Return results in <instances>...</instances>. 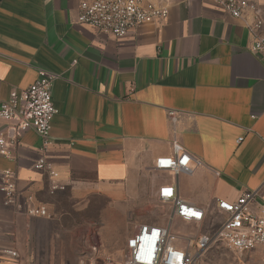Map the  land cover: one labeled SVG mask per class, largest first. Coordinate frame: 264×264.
Instances as JSON below:
<instances>
[{
	"label": "crops",
	"instance_id": "0c3cea01",
	"mask_svg": "<svg viewBox=\"0 0 264 264\" xmlns=\"http://www.w3.org/2000/svg\"><path fill=\"white\" fill-rule=\"evenodd\" d=\"M82 1L0 0V102L45 71L55 76L57 110L45 151L28 130L9 146L10 158L0 156V177L15 173L17 201L43 206L50 216H26L0 193V263L10 264L5 249L18 252L19 264L51 250L61 259L50 245L66 202L91 197L142 206L175 183L182 200L220 223L217 199L256 191L249 208L259 214L264 58L252 53L245 21L212 0H147L166 7L167 17L116 39L78 22ZM249 1L264 20V0ZM12 129L0 121V134ZM173 141L192 157L189 172L176 178L153 170L156 158L172 155ZM42 156L55 178L33 168Z\"/></svg>",
	"mask_w": 264,
	"mask_h": 264
},
{
	"label": "built area",
	"instance_id": "2783aa9c",
	"mask_svg": "<svg viewBox=\"0 0 264 264\" xmlns=\"http://www.w3.org/2000/svg\"><path fill=\"white\" fill-rule=\"evenodd\" d=\"M215 6L235 19L245 21L252 36V53L264 58V20L257 5L249 0H212ZM168 9L147 0H83L79 4L78 22L92 26L116 39H122L135 28L166 18ZM55 76L39 71L34 83L27 89L10 92L6 101L0 102V121L13 125L11 131L0 134V156L10 158L9 146L15 144L23 133L33 130L42 141L41 151L49 144L51 123L57 110L54 107L51 90ZM169 118L174 122L175 114ZM242 139H238L237 143ZM192 157L176 141L172 143V155L155 159L153 170L168 173L176 178L188 173ZM198 164V163H197ZM33 168L47 172L49 177L57 176L52 164L43 156L38 158ZM56 189V187H52ZM0 193L4 204L15 206L29 217H47L43 206L31 202L23 205L19 198L15 173L3 171L0 177ZM257 197V192H246L234 201L216 200V212L222 216L219 228L211 233H199L196 237L180 235L173 231L176 220L183 224L205 223L206 212L196 205L182 200L175 183L158 188L157 200L169 205L170 224H142L126 240L120 264H195L198 258L215 242H222L241 257L243 254L258 255L257 264H264V209L259 214L250 210L249 205ZM95 249V248H94ZM2 255L10 264H19L18 252L5 249ZM240 264L241 261L239 260ZM1 264V263H0ZM104 264H114L105 259Z\"/></svg>",
	"mask_w": 264,
	"mask_h": 264
},
{
	"label": "rangeland",
	"instance_id": "374dc122",
	"mask_svg": "<svg viewBox=\"0 0 264 264\" xmlns=\"http://www.w3.org/2000/svg\"><path fill=\"white\" fill-rule=\"evenodd\" d=\"M66 204V213L59 217L60 227L55 229L56 243L50 245V248L61 249V259L55 256V252L49 254L52 250L48 251V245V252L37 254L32 260L20 261V264H104L105 259L120 264L125 241L137 226L146 223L170 224V208L158 200L135 206L118 204L103 197H91L82 204L72 203L71 207L68 202ZM219 226L214 218L208 221L206 218L201 225L183 224L178 220L172 224L173 231L191 237L199 233H211ZM239 260L241 264H257L256 256L243 254L240 257L222 242H215L195 264H240Z\"/></svg>",
	"mask_w": 264,
	"mask_h": 264
}]
</instances>
